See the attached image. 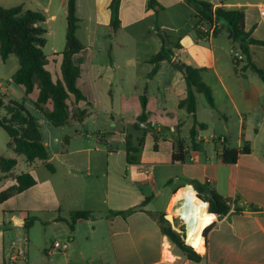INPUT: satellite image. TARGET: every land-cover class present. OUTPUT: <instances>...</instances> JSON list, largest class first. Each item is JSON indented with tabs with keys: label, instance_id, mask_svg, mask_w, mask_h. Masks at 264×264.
Returning a JSON list of instances; mask_svg holds the SVG:
<instances>
[{
	"label": "crops",
	"instance_id": "obj_1",
	"mask_svg": "<svg viewBox=\"0 0 264 264\" xmlns=\"http://www.w3.org/2000/svg\"><path fill=\"white\" fill-rule=\"evenodd\" d=\"M157 1L162 8L155 11L148 8L149 0H121L120 28L112 36L113 0H76L80 19L77 37L84 46L74 56L81 67L77 85L92 107L73 97L71 107L87 109L91 116L95 111L101 112L114 121L128 119L129 127L123 126L111 135L100 131L81 134L80 146L82 125L62 127L73 133H57L42 115L43 120L37 118L50 153L48 163L52 165L55 159L58 163L56 168L52 165L53 175H47L38 171L39 165L45 167L42 162H27L29 169L23 173L33 175L35 186L0 201V264H264V83L248 68L245 57L237 64L234 62L232 51L241 49L222 24L216 34L199 39L195 12L185 0ZM202 1L211 3L214 9L242 11L245 30L264 41L260 20L264 0ZM0 6H23L45 15L46 21L40 25L48 31L44 50L50 47L51 56L46 55L47 68L60 78L68 0H0ZM164 47L173 56L161 61L152 75L155 64L151 60ZM251 53L253 63L264 69V46H251ZM175 60L204 69L202 80L212 91L215 108L202 93H197L195 117L180 108L187 96V86ZM18 70L19 66L9 76L11 83ZM18 88L24 94L19 101L29 109L28 104L33 105L38 90L27 97L24 89ZM144 91L152 128L161 133L160 140L171 144L169 159L174 167L169 171L173 175H160L158 180L155 164L153 177L138 175L145 165L129 164L126 170H131L130 175H116L113 170L123 160L128 164L127 135L132 134L136 144L141 138L139 131L148 127L135 129ZM12 94L11 84L0 88L4 103L15 99ZM195 120L204 128L198 129L192 143L189 135ZM147 133L151 134L149 129L144 134ZM67 137L69 142L64 150ZM219 138L224 143H219ZM178 141L184 144L183 163L172 161ZM54 145L55 149L61 148L64 162L53 150ZM245 145L251 152L240 154L236 164L222 162L225 147L240 150ZM155 151L159 153L158 143ZM71 153L80 160L69 159ZM82 154L84 157L80 158ZM64 164L80 169L85 164V168L97 172L56 175L57 168ZM18 174L16 171L15 175ZM193 181L208 184L217 194L234 202L228 215H215L199 263L191 262L176 250L158 223L159 216L167 212L168 219L174 220L175 215L170 217L174 198L185 186L193 189ZM12 183V179L5 180L0 190ZM144 203L142 210L127 217L110 215L111 211H126ZM75 211L91 212L94 218L77 221L72 230L64 220ZM31 218L36 220L27 229L26 222ZM57 242L62 249L50 253Z\"/></svg>",
	"mask_w": 264,
	"mask_h": 264
},
{
	"label": "trees",
	"instance_id": "obj_2",
	"mask_svg": "<svg viewBox=\"0 0 264 264\" xmlns=\"http://www.w3.org/2000/svg\"><path fill=\"white\" fill-rule=\"evenodd\" d=\"M186 3L194 10L196 18L197 38L203 39L198 29L199 25L207 27L215 26L214 34L219 31V25L222 24L231 40L238 43L242 53L244 54L248 68L258 74L264 83V69L258 68L252 61L251 46H264V41L255 39L250 32L245 30V16L240 10H228L223 7L214 9L211 3L202 0H185ZM121 0H113L110 9L112 12L111 35L115 36L120 28L119 8ZM148 8L157 11L162 7L157 0H149ZM67 30L66 44L62 52L61 77L54 78L52 72L48 70L49 59L44 52L47 44V29L40 24L46 21L43 13L38 11L26 10L23 6L13 8H4L0 6V56L3 62H6L10 56H15L19 62V70L12 78V82L24 89L25 95L29 97L36 90L39 94L33 105L36 110L47 120L52 126L62 128L70 125H83L86 118L90 115L87 109L74 110L71 107V98L76 102L87 101L82 91L78 88V79L81 76V67L79 63H75L74 56L79 54L84 46L77 37V30L80 26V19L76 12V0H68L67 6ZM173 56L171 50L167 47L155 57L152 62L155 68L152 75L159 69V63ZM184 75L187 96L180 103V108L195 117L197 111V93H202L208 104L215 108V102L211 89L203 82V68L194 67L186 64L175 65ZM88 102V106L92 107V103ZM142 112L137 118L135 129H143L141 126L147 125L146 130L152 135L155 142L162 138L161 133L152 128L147 113L148 97L144 91L140 97ZM50 107V108H49ZM5 111L4 116L0 117V127L7 133L9 137L8 149L18 156L25 157L28 163L36 161L42 162L45 167L55 172L54 167L48 163L50 153L44 143V136L38 119L31 114L26 104L22 101L11 100L4 103V98L0 96V109ZM204 128V125L194 121L193 128L190 131V140L195 143L198 129ZM145 136L141 137L136 144L132 142L131 135L126 137L127 163L135 164L136 155L140 153L145 144ZM69 142V137L65 139L64 150ZM251 152L249 146L245 145L242 149L224 148L221 154V160L224 164H236L240 154H248ZM173 163H183L185 161L184 144L178 141L174 145L172 154ZM18 165L16 159L0 156V184L5 180L12 179L13 183L7 188L0 190V201L4 202L16 194L27 191L36 184V180L30 173H20L12 175ZM194 189L198 193V197L208 203V212L223 218L231 211L234 202L225 199L208 184L199 181H193ZM211 190L214 198L207 199L204 196L206 190ZM145 203L139 207H134L126 211H111V216L122 215L127 217L139 210H142ZM239 210V209H237ZM94 218L91 212L75 211L72 212L70 218L65 222L70 225L73 230L77 221ZM35 218L28 219L26 228L30 229ZM158 223L163 235L167 236L171 244L183 256L194 263H199L203 257L200 253L188 246L184 238L173 230L172 225L166 220L165 216H159ZM212 225L207 227L203 236L206 239Z\"/></svg>",
	"mask_w": 264,
	"mask_h": 264
},
{
	"label": "rangeland",
	"instance_id": "obj_3",
	"mask_svg": "<svg viewBox=\"0 0 264 264\" xmlns=\"http://www.w3.org/2000/svg\"><path fill=\"white\" fill-rule=\"evenodd\" d=\"M65 42H66V37H65ZM44 52L47 56H49V57L51 56L50 47L46 48L44 50ZM18 66H19L18 59L15 56L12 58L11 61L6 62V63H4L0 57V82L2 83L3 87L9 86V84H11V90L13 92L12 98H15L14 100H17V101L21 100L20 98H23L24 94H22V92L19 90L18 85L11 83L8 79H9V76L18 69ZM53 74H54V78L56 79L55 73H53ZM5 103H8V101H6ZM28 105L30 107L29 110H30L31 114L34 115L36 118L39 117L40 120H43V118L36 111L34 106L31 103H29ZM4 112L5 111H3V109H0V117H2L4 115L3 114ZM128 122H129L128 119L114 121L110 117L105 116V114H103L101 112L97 113L95 111V113H93L92 116L91 115L88 116L85 123L79 127V129H80V146L82 143V135L81 134L93 135L96 131H100V132H107L108 134L111 135V134H114L116 131L120 130L123 126L129 127V125L127 124ZM50 127H54V126H50ZM43 128H44V131H46V127L44 126ZM52 129L54 131H56L57 133H64V134H68L70 131H71V133L74 132L73 130H70L68 127H66V128H56L55 127ZM145 131H147V130H140L139 131L140 132L139 137H142L144 135ZM165 134L167 135L168 132H166ZM130 135L132 137V142H133V135L132 134H130ZM8 141H9V137H8L7 133L0 127V156L18 159L19 164H18L17 168H15V170L13 171L12 175H15L16 171H17V173L18 172L19 173L27 172L30 164L27 163V161L25 160V157L17 156L15 154H13L11 151H9L8 146H7ZM157 143H158V148H159L158 154L155 151V142H154L151 134L147 133L146 137H145V144H144L143 148L141 149L140 153L136 155L135 164H137L138 166H143V165L146 166V165L155 164L156 165L155 174L157 175V180H158L160 175H173V173L170 172L169 170H171L174 166L171 164V161L169 159V154L171 151L170 142L169 141L164 142V141L160 140ZM76 146H78V144H76ZM55 148H57V147L54 145L53 150H55L59 153V158L61 161H63V159H62L63 155L61 154V152H62L61 148L60 147L58 149H55ZM64 156H67V155L65 154ZM68 157L71 160H73V159L80 160L79 156L76 154L71 153ZM81 157H84V155L83 154L80 155V158ZM57 163H58V160L55 159L52 162V165L56 168ZM80 163H82V161ZM129 166L130 165L126 164L125 160H123V162L121 163V166L119 165V166H117V169H113L114 173L116 175H126V173L128 175H130L131 170H129L128 172L126 170L127 167H129ZM81 168H83V169H80V167H70L69 165L64 164L63 166H61V168H59V169L57 168L58 174H56V175H75V174H80V172H82L84 174H86V173L95 174L97 172L95 169L85 168V164H82ZM38 171H39V173L41 172L43 174L45 173L47 175H53L43 165L38 166ZM138 175H145V174L140 173ZM170 180H173V179H170ZM163 202L164 201H162L160 203L165 205L166 202H164V203ZM177 206H179V204L175 205V207H177ZM167 213H166L165 217H167ZM177 224H179V223L177 221H175V217H174V221L172 223V228L175 231H176L175 228H177V229L179 228ZM184 227L185 226H183V228ZM183 228H180V229L183 230ZM200 255H201V253H200Z\"/></svg>",
	"mask_w": 264,
	"mask_h": 264
},
{
	"label": "bare ground",
	"instance_id": "obj_4",
	"mask_svg": "<svg viewBox=\"0 0 264 264\" xmlns=\"http://www.w3.org/2000/svg\"><path fill=\"white\" fill-rule=\"evenodd\" d=\"M181 198H184L182 208L175 210L173 206L170 217L182 215L188 226L185 242L193 250L202 254L206 249L203 232L213 223L215 215L208 212L207 202L197 197L194 189L187 187L186 189L179 190L174 198L173 205Z\"/></svg>",
	"mask_w": 264,
	"mask_h": 264
},
{
	"label": "built area",
	"instance_id": "obj_5",
	"mask_svg": "<svg viewBox=\"0 0 264 264\" xmlns=\"http://www.w3.org/2000/svg\"><path fill=\"white\" fill-rule=\"evenodd\" d=\"M260 20H261V24H262V26H263V28H264V7H262L261 10H260ZM198 29L200 30V32H201L202 34H205V37H204V38H208V37H210V36L214 33L215 26H212V27L209 28V27H207L206 25H199V26H198ZM232 55H233L234 62H235L236 64L244 60V54L242 53V51L233 50V51H232ZM2 86H3V85H2V83L0 82V88H2ZM218 141H219V143H221V144L224 143V140L221 139V138H219ZM154 169H155V165H146V166H143V167L140 168V173H144V174H145L146 176H148V177H153V176H154ZM187 187H188V186H185V187L181 188L180 190H182V189H186ZM194 190H195V189H194ZM195 191H196V190H195ZM196 196L198 197V193H197V191H196ZM183 203H184V198L179 199V200L175 203V205L179 204V206L175 207V205H174L175 210H178V209L182 208ZM175 221H177V222L179 223V224H177L179 228H178V229L175 228L176 231H177V232H178V233L184 238V240H185V238H186V236H187V230H188V226H187V223H186L185 219H183L182 215H180V216H178V217L175 216ZM173 226H174V225H173ZM183 226H185V227L183 228ZM174 227H175V226H174ZM180 228H183V230L180 229ZM60 249H62L61 244L57 242V243H54L53 247H51V248L49 249V252H50V253L58 252V251H60Z\"/></svg>",
	"mask_w": 264,
	"mask_h": 264
},
{
	"label": "water",
	"instance_id": "obj_6",
	"mask_svg": "<svg viewBox=\"0 0 264 264\" xmlns=\"http://www.w3.org/2000/svg\"><path fill=\"white\" fill-rule=\"evenodd\" d=\"M161 35H163V37L166 39V36H165L163 33H161ZM166 44H167V40H166ZM174 63H175L176 65H179V64H180L178 60H175ZM190 186L193 187L192 185H190ZM193 189H194V187H193ZM204 196H205L207 199H209V200H212V199L214 198L212 191L209 190V189L206 190V191L204 192ZM166 218H167V217H166ZM167 220L170 221L171 223H173V221H174V220H169L168 218H167ZM204 239H205V238H204ZM205 243H206V239H205Z\"/></svg>",
	"mask_w": 264,
	"mask_h": 264
}]
</instances>
